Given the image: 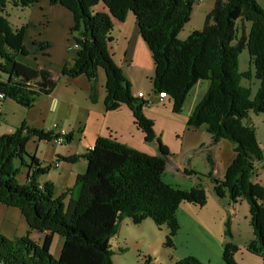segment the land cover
Returning <instances> with one entry per match:
<instances>
[{"label": "trees", "instance_id": "16d2710c", "mask_svg": "<svg viewBox=\"0 0 264 264\" xmlns=\"http://www.w3.org/2000/svg\"><path fill=\"white\" fill-rule=\"evenodd\" d=\"M196 1L49 0L70 13L73 24L69 33L77 46L73 59L65 60L58 75L69 79L84 76L91 84L89 98L94 103L98 71H102L105 110L127 106L144 141L156 143L158 155L149 156L112 139L98 138L81 156L86 164L84 174L75 177L72 188L55 195L54 185L42 181L53 164L40 165L35 154L26 151V145L30 141L51 142L56 135L25 122L11 134H1L0 204L17 209L30 230L44 235L41 245H37L27 236L9 240L0 234V264H113L115 251L110 241L117 236L123 220L132 225L152 220L157 228L167 231L162 246L174 249L180 205H206L207 193L199 185L186 191L162 181L171 154L155 135L152 121L144 115V100L130 95L129 81L112 59L109 44L114 21L125 22L129 13L151 55L155 70L152 91L156 95L166 93L173 101L175 115L181 114L191 88L208 80L209 87L186 126L188 130L203 126L211 146L221 140L233 145L234 159L224 179L213 177L212 169L207 177L217 199L227 197L233 204L240 199L246 201L254 236L247 249L260 255L264 264V188L254 182V166L262 161L263 150L256 141L255 129L246 121L248 113H253L260 114L264 123V9L254 0H215L205 16L204 27L179 40L178 33L188 22ZM36 2L0 0V101L8 99L25 109L51 94L57 82L46 68H34L18 60L30 53L23 43L26 27H12L5 9L8 4L29 9ZM98 4L102 10L96 8ZM236 21L250 23L247 36L237 38ZM244 47L259 84L253 98L250 88L241 85V80L251 79L252 74L239 72L237 65ZM72 139V133L63 137L67 145ZM75 157L63 160L69 163ZM207 161L212 168L209 155ZM19 174L23 175L22 183ZM228 226L225 225V235L229 234ZM55 235L62 239L57 258L49 254ZM230 252L227 246L222 256L227 264H232ZM144 264L151 263L146 260ZM175 264L201 263L188 257Z\"/></svg>", "mask_w": 264, "mask_h": 264}, {"label": "rangeland", "instance_id": "374dc122", "mask_svg": "<svg viewBox=\"0 0 264 264\" xmlns=\"http://www.w3.org/2000/svg\"><path fill=\"white\" fill-rule=\"evenodd\" d=\"M214 1L215 0H198L193 4L192 12L190 13L188 22L178 33L179 40H185L190 33H192L193 31H199L201 30V28L204 27L205 16L206 14L211 12ZM254 1L262 9H264V0ZM39 5L41 10L46 9L44 5V0H39ZM96 8L102 10L103 6L101 4H98ZM5 11L12 27L18 28L21 25H26V23H28V13L30 11V8H12V6L8 4ZM46 24L47 23L45 21L41 25H32V30L37 31L39 26L40 28H44ZM56 24L57 23H55V21H53V19L50 17L47 28H45V30L42 32L43 38L44 35H47L49 36L48 38H46L47 41H50L49 43L51 45L53 43L55 44L53 47L58 46L59 43L55 40L61 38V35L58 34L59 28L57 29ZM236 27V35L237 38L240 39L243 35L247 36L248 29L250 28V23H242L241 21H236ZM66 33L67 35L70 34L67 32V30ZM52 37L55 39L49 40ZM233 43H235V40L233 41ZM69 47L73 48V43H71ZM146 49L147 47L145 48L146 56L144 55L142 57L140 56L141 58H137V61L140 64L141 74L144 75L141 78L142 81L139 82L138 86H136L135 88L131 85V87L129 88L130 95L132 97H134V95H136V93L140 91L144 94L145 98L148 99L149 105L147 112L150 115V118L154 120L153 121L149 119L153 123V130L154 132H157V136L160 142L163 146L166 147L168 152L171 154L170 157L172 159V162L167 163L162 181L165 184L171 185V187H177L186 191H189L194 186L199 185L207 193V203L202 208L186 203H182L180 205L176 213V220L179 223V231L177 232V235L175 237L176 239L174 240L177 249L176 251H172L171 255L178 258L179 260H182L183 258L186 259L188 257L196 258L195 255H197L201 260H199L201 264H227L223 260L222 256L224 255L226 247L230 246L232 252H230L231 254L229 258L232 264H262L260 255L252 253L247 249L249 243L253 241L254 236L250 227L251 225L249 222L248 214L249 208L246 201L240 199L236 205L229 201L227 197H225L222 202L216 201V198L212 196H215V193L212 189V184L209 181L210 179L207 177V174L209 172L205 171L206 166L204 164L206 162H202L197 158V155H199L200 153L203 156L205 154V143H203L201 140H197V133H199L200 130L199 132L190 130V133H187L186 120L192 114L195 105L198 104L202 97L205 95L206 90L209 87L208 80H201L193 88H191L184 103L182 104V113L179 115H175L172 112L173 101L167 97L165 102H159L158 97H156L157 95L154 94L152 91V78L153 72H155V70L153 63L150 60V55L148 54L149 51L148 49ZM70 52L74 54L76 53V50H70ZM18 60L24 62V64H27L29 66H34L35 64L34 58L32 56H27L26 58L19 57ZM249 60L250 59L247 49L244 47L237 59V65L239 72L250 71V73L252 74L251 79L241 80V85L250 88V98H253L256 90L258 89L259 84L258 81L253 77L254 69L249 63ZM119 68L121 70H125L126 63L123 64V68ZM53 79L57 80L58 76L53 75ZM62 85L64 84L60 83L58 85L57 91H62ZM65 85L70 87L68 88L69 92L74 93L75 98L79 99V106L89 105L88 102L85 101V99L83 98L82 93H80V90L77 88L75 83L68 84V82H65ZM47 100L48 102H52V104H54L53 99ZM68 105L69 104L61 103L57 111H55L52 107V111L47 117L46 127L53 126L54 122L58 124L60 123L61 127L67 129L68 131H73V135L75 136V107H71ZM12 106L17 105L11 102H5L4 110H7V112L9 113L12 111ZM8 115L10 117V113ZM246 121L251 124L252 127L255 129L256 141L258 142L260 148L263 150L262 161L256 162L254 166L255 172L258 173L257 177L254 178V182L261 184L264 188V123L262 122L263 118L260 114L257 115L253 113H248V118ZM11 129L12 128L10 126H7V124L0 120V135L5 133L11 134ZM201 132H203L204 134L206 132L205 128H203V131ZM54 133L56 134V131ZM199 134L198 136H200ZM190 137H192V141H190ZM86 140H89V137ZM31 144L32 143L27 145L28 150H33ZM63 144H65V142H63ZM86 144L87 143L85 141L81 142L82 146H86ZM229 144L230 143L226 142L222 145L220 150L213 151V155L217 159L218 165H216L212 176L216 177L217 179H219L218 177H220L221 180L224 179L226 168L228 167V165L231 164L232 160L234 159L233 149ZM37 145L38 150L36 152V155L40 163L54 160V156L56 154L55 152H62V159H65L67 157L66 152H64L63 150H59L60 148L56 144L52 143L50 145H46L43 142L38 143ZM82 146H80L81 149ZM71 148L75 151H78L74 146H71ZM191 148L193 149V151L195 149V152H184L187 150H191ZM76 153H80V155L70 156H76L77 158L75 157V160L69 162V164L74 166L75 170H77L79 166L84 167V164L82 162L83 159L81 156H84L85 152ZM185 157H187L188 161L191 163L190 166L197 171V175L189 174V168H186L185 170L183 169L184 171L178 168L177 164H179ZM15 165L17 167H20L21 170L24 169L23 167H21L19 162H15ZM51 174H53V172ZM82 174H84V171ZM18 180L20 183H22L23 175L21 176V174H19ZM60 183L61 182H58V185ZM54 194L57 195L55 190ZM149 221L150 222L144 223L139 230L130 227L132 233L128 236V241L126 243L132 245L133 241V243H135L138 249L135 251L136 253L133 252V254H128V256H119L116 260L118 264H130L131 261L134 262L135 260H137L139 263L144 264L146 260L151 261V259L156 256L157 260L160 258V261H162L163 256L159 255L160 242H157L158 237L153 236V234L151 233L149 227L153 228L154 226L152 224L153 222L151 220ZM225 225H229L228 235H225ZM123 229L125 231L127 230L125 227H123ZM139 231L145 232L146 238H144V240L141 239ZM0 234L9 240L13 239L14 236L19 238L27 236L31 241H34V243L37 245H41L44 235L37 231L30 230L17 209L8 208L2 204H0ZM156 236H160L163 239L162 234L159 231H157ZM192 236H194L196 239H192ZM197 242L200 244H197ZM61 246L62 239L57 235L53 236L49 254L53 258H57L59 256V251H61ZM202 250L204 251L201 253ZM148 257L150 259H148ZM150 263L154 264V261H151ZM155 263L157 264L159 262L156 261Z\"/></svg>", "mask_w": 264, "mask_h": 264}, {"label": "crops", "instance_id": "0c3cea01", "mask_svg": "<svg viewBox=\"0 0 264 264\" xmlns=\"http://www.w3.org/2000/svg\"><path fill=\"white\" fill-rule=\"evenodd\" d=\"M44 5L46 9L41 10L39 7L40 6L39 0H37L34 6L30 8V11L28 13V23H26L25 25L26 32H25V38H23V43L24 46L27 48V50L30 52L28 57L32 56L34 58L35 64L34 66L31 67L39 68V69L47 68V70L52 72L53 75L58 76V79L56 80L57 85L55 86L51 94H49L47 97L37 99L33 107L30 109L20 108L22 106L17 105L12 101H8V99L4 101H0V112H1L0 120L5 124H7V126H10L12 128L11 129L12 132L13 129L18 127L21 123L25 122L30 127H34L44 131L51 130L54 133L55 131H53V126L46 127L47 117L51 113L52 107L54 108L55 111H57L59 109L60 104L65 103V104H69L68 106L75 107L74 110L76 117V121H75L76 135L75 136L73 135V131H68L67 129L61 127L60 123L58 124L54 122L53 125H57L58 129H64L67 135L69 133H72L73 139L70 144L68 145L63 144L58 146L60 148L59 150H63L64 152H66L67 157H70L72 155H80V153H76V152L86 153V151L91 146H93L95 140L98 138L112 139V141L126 145L127 148L140 151L143 154L149 156L158 155L156 143L153 142L148 144L144 141L143 133L134 124V120L132 118L133 115L127 106L122 105L115 111L105 110V106H104V101L106 97V92L104 88L105 76L102 71H98L97 101H95L94 103H92L89 98V91L91 84L86 78H84V76H80L75 79H69L68 77H62L58 75V71L62 68L65 60L67 58L71 59L74 57L73 55H75V53L72 54V52L69 51V46L72 43V38L70 34L67 35L66 33V30L69 33V28L71 27L73 22L70 13L64 8L62 10L61 6L56 4L51 5L49 0H44ZM50 17L53 19V21H55V23H57L56 24L57 29L59 28L58 34L61 35L60 39L55 40L59 42L58 46L56 47H53L55 45L54 43L51 45L49 43L50 41L49 42L47 41L46 38H48L49 36L44 35L43 38L42 35V32L45 30V28H47V25L49 24ZM45 21L47 24L44 28H40L39 26L37 31L32 30V25L33 26H35V24L41 25ZM136 26H137L136 22L133 16H131V13L127 15L126 20L123 23H118L114 21V26L112 28V34H111L112 42H110L109 44V50L110 53L112 54V59L114 63L122 68H123V64L126 63V68L122 72L128 79L130 85L133 86L134 88L138 86L139 82L142 81L141 78L144 76L141 74L140 64L138 63L137 58L140 56L142 57L144 55L146 56L145 43L142 40ZM52 39L55 38L52 37L49 40ZM42 44H46L44 48L40 47V45ZM148 54L150 55L149 52ZM65 82H68V84L75 83L77 88L80 90V93H82L83 98L85 99V101L88 102L89 105L79 106L78 105L79 99L75 98L74 93L69 92L68 88L70 87L65 85ZM60 83H63L65 86L62 85L63 86L62 91H57L58 85ZM138 93H142V92L138 91L136 95H134L135 98L137 97ZM47 99H53L54 104H52V102H48ZM165 100L159 102H165ZM5 102L7 103L11 102L19 106V107L12 106L13 107L12 111L9 112L10 117L8 115L9 113L7 112V110H4ZM147 111H148V107L144 108V112H145L144 115L146 116V118L153 120L152 118H150V115L148 114ZM203 128L204 127L202 126L199 127L198 129H190V130H194L196 132L197 131L199 132L200 130L199 132L200 134L197 133V140L198 141L201 140L203 143H205V148H204L205 154L203 156L200 153L199 155H197V158L202 162L203 161L206 162L204 164L206 166L205 171L210 172L212 169V173H213L214 169L216 168V165H218L217 159L213 155L214 153L213 151L220 150L222 145L225 144L227 141L221 140L216 145L211 146L210 137L208 133L205 132L203 134V132H201L203 131ZM186 129H187V133H190V130H188V128ZM198 134L200 136H198ZM155 135L157 136V132H155ZM88 137L89 140H86ZM82 141H85L87 143L86 146L81 145ZM190 141H192V137H190ZM30 143H32L31 145L33 150L27 149V145ZM28 144L26 145V151L30 154H35L37 158L36 152L38 150V145H37L38 142L30 141ZM45 144L50 145L52 144V142H45ZM229 145L233 149V145L231 143ZM71 146H74L78 151L72 149ZM80 146H82V149L80 148ZM184 152L192 153L195 152V149L193 151V149L191 148V150H187ZM55 153L56 154L54 156L55 157L54 160L42 162V163H40L39 161L38 162L40 163V165H43L44 163L53 164L52 168L49 170L47 175L43 176L42 181H50L55 187L56 194L59 195L63 191H66L67 189L73 187L75 177L78 176L79 174H82L83 171L85 172L86 164H85V160H82L84 167L79 166V168L75 170L73 165L66 163V161H64L63 159L56 158L57 156L61 157V155H63L62 152H55ZM207 155L211 157V160L213 162V164L211 165L212 168H210L209 166L210 164L207 161ZM170 162H172L171 158H170ZM190 164L191 163L188 161V158L185 157L179 164H177V166L182 170L189 168L190 171L197 172L195 169H193L190 166ZM52 172L53 174H51ZM257 174L258 173L256 172V177ZM218 178L220 179V177ZM58 182L61 183L58 185ZM212 196L216 198V201H220V202L223 201V199H217L216 196L214 195ZM149 220L150 219H146L143 223L141 224L139 223L138 225H132L129 220H123L122 223H120L117 236L110 241L111 248L113 251H115L112 257L113 264H118L116 260L119 256L125 257V255L128 256V254L129 255L133 254V252L136 253L135 251L138 248L136 247L135 243H133V241H132V245L126 243L128 241L127 239L128 236L132 233L130 227L139 230L144 223L150 222ZM152 224L154 227L153 228L149 227V229L153 234V236L158 237L157 242H160L159 255L163 256V259L162 261H160V258L157 260L156 259L157 256H156L154 257L155 259L153 258L151 259V261H154V264H156L155 263L156 261L159 262L157 264H175L176 262L179 261L178 258L171 255L172 251H176L177 249L175 246V241H174V249L164 248L162 246V243L165 239L167 231L165 230L164 227L157 228L154 222ZM123 227H125L127 230L125 231ZM157 231H159L162 234L163 239L160 236H156ZM140 236L141 239L144 240V238H146L145 232L144 231L140 232ZM192 239H196V238L192 236ZM197 244L200 243L197 242ZM203 251L204 250H202L201 253ZM195 257L198 260H200V258L197 255H195ZM148 259L150 258L148 257ZM130 264H143V263H139L137 260H135L134 262L131 261Z\"/></svg>", "mask_w": 264, "mask_h": 264}, {"label": "built area", "instance_id": "2783aa9c", "mask_svg": "<svg viewBox=\"0 0 264 264\" xmlns=\"http://www.w3.org/2000/svg\"><path fill=\"white\" fill-rule=\"evenodd\" d=\"M70 50H77V46L73 44V48L69 47V51ZM157 97H158L159 101H164L165 99H167V95L164 92L158 93ZM1 98H3V96H0V99ZM137 98L144 100L145 108L148 107V105H149L148 100L144 97L143 93H138ZM53 131H56V134L54 133V135H56V138H54V140L51 142L53 144H56L57 146L63 145L62 131H64V129H58L57 125H53Z\"/></svg>", "mask_w": 264, "mask_h": 264}, {"label": "bare ground", "instance_id": "6f19581e", "mask_svg": "<svg viewBox=\"0 0 264 264\" xmlns=\"http://www.w3.org/2000/svg\"><path fill=\"white\" fill-rule=\"evenodd\" d=\"M67 134L65 133V131H62V140H63V137H65ZM64 142V141H63Z\"/></svg>", "mask_w": 264, "mask_h": 264}]
</instances>
